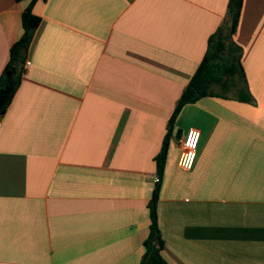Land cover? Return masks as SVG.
I'll return each mask as SVG.
<instances>
[{
  "label": "crops",
  "instance_id": "obj_1",
  "mask_svg": "<svg viewBox=\"0 0 264 264\" xmlns=\"http://www.w3.org/2000/svg\"><path fill=\"white\" fill-rule=\"evenodd\" d=\"M31 0H0V75ZM229 0H38L0 120V264H141L156 157ZM245 82L187 105L158 203L168 264H264V0L234 35ZM202 133L191 171L181 139Z\"/></svg>",
  "mask_w": 264,
  "mask_h": 264
},
{
  "label": "trees",
  "instance_id": "obj_2",
  "mask_svg": "<svg viewBox=\"0 0 264 264\" xmlns=\"http://www.w3.org/2000/svg\"><path fill=\"white\" fill-rule=\"evenodd\" d=\"M23 1V0H17ZM38 0H31L22 15L23 34L10 49V60L0 75V120L6 114L14 96L22 82L27 53L35 32L41 23V18L34 13ZM244 0H229L228 18L208 40L207 52L197 71L185 87L169 120V131L163 147L157 155L156 167L158 180L154 194L149 203L150 229L144 241L145 253L141 264H168L162 255L164 240L160 231L158 203L163 187V177L166 169L170 147L171 129L183 109L207 96H217L214 85L224 91L239 87L245 82V70L241 62L242 47L234 41V35L239 25Z\"/></svg>",
  "mask_w": 264,
  "mask_h": 264
},
{
  "label": "built area",
  "instance_id": "obj_3",
  "mask_svg": "<svg viewBox=\"0 0 264 264\" xmlns=\"http://www.w3.org/2000/svg\"><path fill=\"white\" fill-rule=\"evenodd\" d=\"M31 62L26 61L25 67L30 66ZM27 76V70L24 68L23 78ZM202 133L199 129H190L181 139L182 154L179 165L185 171H191L197 159L198 149ZM158 180V179H157Z\"/></svg>",
  "mask_w": 264,
  "mask_h": 264
}]
</instances>
